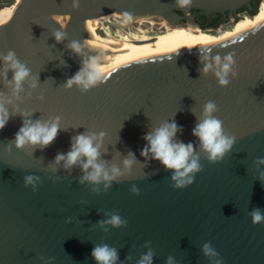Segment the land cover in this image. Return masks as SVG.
Returning <instances> with one entry per match:
<instances>
[{
	"label": "water",
	"instance_id": "95a60500",
	"mask_svg": "<svg viewBox=\"0 0 264 264\" xmlns=\"http://www.w3.org/2000/svg\"><path fill=\"white\" fill-rule=\"evenodd\" d=\"M252 1L191 0L180 7L176 0H78L74 7L73 0H17L0 28V52L14 51L33 76L39 74L40 83L32 89L30 81L25 82L22 100H16L4 86L0 64V92L13 101L6 105L9 112L18 109L30 114L26 119L49 123L60 116L61 130L50 146L33 154L16 149L14 143L8 149L22 126L20 115L0 130V264H49L50 257L51 264H96L91 252L101 243L117 248L124 264H136L148 241L155 253L153 264H166L169 256L173 264H215L216 258L202 253L206 242L223 264H264V222L253 225L248 215L253 208L264 213V183L259 180L264 165L254 164L257 157L264 158V21L223 40L124 64L84 95L75 86H61L81 67L67 47L71 41L82 43L91 56L106 55L81 40L83 35L69 27L73 21L125 12L132 18L189 22L201 29L178 12L231 13L235 24L240 20L236 12L250 11ZM57 12L65 15L60 24L53 18ZM55 30L67 33L63 43H56ZM199 52L210 58L234 53L238 77L221 87L211 73L202 76ZM7 75L11 80L12 72ZM40 95L43 102L37 99ZM209 100L216 102L214 115L224 130L236 136L233 149L218 163L207 160L192 135V111L199 116ZM173 116L183 128L176 139L195 143L202 165L194 182L183 189L172 187V173L159 161L144 166L140 155L146 144L143 136ZM85 131L106 133L101 151L109 166L122 167L131 150L140 161L132 176L114 182L107 192L102 184L97 186L99 194L91 191L94 185L79 183L78 166L68 173L61 162L55 173L59 179H54L49 162L57 153H67L71 138ZM27 175L40 178L35 192L25 187ZM133 185L139 195L130 191ZM112 212L126 219L127 226L97 224ZM68 218L71 223L65 222ZM127 255L132 259L125 260Z\"/></svg>",
	"mask_w": 264,
	"mask_h": 264
},
{
	"label": "clouds",
	"instance_id": "9594fccd",
	"mask_svg": "<svg viewBox=\"0 0 264 264\" xmlns=\"http://www.w3.org/2000/svg\"><path fill=\"white\" fill-rule=\"evenodd\" d=\"M176 2L180 7L191 4V0H176ZM73 6L78 7V0H73ZM52 36L57 44H61L67 39V33L62 30H55ZM67 47L81 58V67L61 85L64 89L70 90L75 86L81 95H84L89 90L105 82V68L101 66L98 57L88 55V58L84 59V45L75 40L71 41ZM199 53V63L202 66L198 71L202 76L211 73L221 87H227L230 80L238 77L234 53H228L223 57L216 55L212 58L205 53ZM0 64L3 66L4 86L11 88L14 99L22 100L20 93L24 91L25 82L30 81L29 87L32 89L38 87L40 83L39 74L33 76L31 70L17 58L14 51L8 50L7 54L0 52ZM64 66L67 67L66 63ZM10 71L12 72L11 80L8 79L7 75ZM47 79L54 80L52 77ZM37 99L43 102L45 98L40 95ZM12 102V99H8L3 92H0V130L6 127L11 118L17 115L22 117V126L15 133L14 140L10 141L8 149H11V145L14 143L16 149L30 151L33 154L37 148L43 150L50 146L61 130V117H53L51 123L40 119H26L25 117L30 114L19 112L18 109L9 112L6 105L12 104ZM217 111L218 106L212 100L203 105L199 116L192 111L193 115L196 116V124L192 129V135L199 141L200 152L206 155L210 163L221 162L226 154L233 149L236 142V136L227 133L224 130L223 122L214 115ZM64 130L66 131V129ZM178 132L182 133L183 128L176 123L174 116L171 120L162 122L158 127L151 128L143 136L146 144L140 155L144 157V166L151 160L159 161L165 170L172 173L170 177L172 187L183 189L194 182L196 174L202 171V165L200 163V152L196 151L195 143H184L177 140L176 135ZM105 136L104 131H85L72 137L69 151L67 153H57L55 158L48 164L49 170L54 174L53 178L59 179L58 176H55V173L59 171L61 162H63V169L68 173H71L72 169L78 166L81 172L79 183L84 184L87 182L94 185L91 191L99 194L97 186L102 184L104 191L107 192L114 182L131 177L133 166L140 161L129 150L127 156L122 159V167L117 163H112L109 166V162L103 160L104 153L101 151ZM254 164L264 165V158L257 157ZM259 180L264 183V173H261ZM39 183L40 178L38 176L27 175L24 177L25 187L31 186L34 192L37 190ZM130 191L135 195H139L140 190L133 185ZM106 215H109L110 218L98 221V225L107 224L111 225L112 228L127 226V220L121 218L118 213L112 212L110 214L106 213ZM248 215L251 217L253 225L264 222V213L260 208H253ZM65 222L71 223V218H68ZM104 231H108V229L105 228ZM150 245V241L145 243L144 247L147 251L140 256L136 264H153L155 253ZM201 250L205 257L216 258L215 264H223L222 259L218 258L219 253L211 246L210 242L204 243ZM91 257L96 264H124V261L119 258L118 249L106 243L95 244ZM53 259L49 258V264ZM131 259V255L125 257V260ZM173 261L174 257L169 256L166 264H173Z\"/></svg>",
	"mask_w": 264,
	"mask_h": 264
},
{
	"label": "bare ground",
	"instance_id": "6f19581e",
	"mask_svg": "<svg viewBox=\"0 0 264 264\" xmlns=\"http://www.w3.org/2000/svg\"><path fill=\"white\" fill-rule=\"evenodd\" d=\"M16 1L6 5L0 10V28L3 27L10 18L16 5ZM53 18L60 24L65 15L57 12ZM46 19V18H45ZM44 19V20H45ZM120 21L126 28L128 22L133 23L139 32H144V23L157 29L154 35H132L130 38H117L108 35L101 29V24L109 20ZM264 21V0L259 4L257 14L249 18L242 17L235 24H231L229 29L221 31H210L199 29L196 25L187 22L184 25H172L166 20L153 18H132L125 12H117L111 16L95 19L77 20L70 23L69 27L77 33H81V40L87 41L90 46L106 52V55L99 59L102 67L105 68L104 76L118 67L134 60L153 56L165 55L176 52L190 46L200 45L210 41H218L229 38L247 29H250ZM88 31L89 35L85 32ZM215 32V33H214ZM83 58L87 59L89 52L84 46ZM91 56V55H90ZM77 62L81 66V58L76 56Z\"/></svg>",
	"mask_w": 264,
	"mask_h": 264
},
{
	"label": "rangeland",
	"instance_id": "374dc122",
	"mask_svg": "<svg viewBox=\"0 0 264 264\" xmlns=\"http://www.w3.org/2000/svg\"><path fill=\"white\" fill-rule=\"evenodd\" d=\"M16 0H0V10L3 7H6V5H9L11 3H13ZM262 0H260L261 2ZM259 2V4H260ZM258 4V7H259ZM3 5V7H2ZM247 16V14H243L241 17H239V19H241L242 17ZM231 24H233V18H230L226 23L221 24L216 30H227L229 29V27L231 26ZM101 29L106 32L108 35L113 36V37H117V38H130L132 35H143L146 34L148 36H152L154 34L157 33V29L150 26L148 23H144V27L143 29L145 30L144 32H139L133 23L128 22V24L125 26L118 20H114L111 19L108 22H106L105 24H101ZM213 31V30H211ZM215 33V32H214Z\"/></svg>",
	"mask_w": 264,
	"mask_h": 264
},
{
	"label": "trees",
	"instance_id": "16d2710c",
	"mask_svg": "<svg viewBox=\"0 0 264 264\" xmlns=\"http://www.w3.org/2000/svg\"><path fill=\"white\" fill-rule=\"evenodd\" d=\"M260 0L256 1L255 4L251 2V6L253 7V10L247 11V15H254L256 9L258 8ZM191 12H194L197 14V17L195 19V23L202 29H212L216 30L221 24H222V17L220 14H209V15H204L201 14L198 10L191 9ZM178 14H181V12H178Z\"/></svg>",
	"mask_w": 264,
	"mask_h": 264
},
{
	"label": "flooded vegetation",
	"instance_id": "af4514ba",
	"mask_svg": "<svg viewBox=\"0 0 264 264\" xmlns=\"http://www.w3.org/2000/svg\"><path fill=\"white\" fill-rule=\"evenodd\" d=\"M258 0H253L252 3L253 5L255 4V2ZM251 4V3H250ZM253 10V7L251 6V10L250 12ZM247 9H240L236 12L237 17H241L243 14H247ZM181 17L183 18H191L193 22H195V19L197 17V14H195L194 12H191V9L188 10V12H181V14H179ZM222 24L226 23L230 18H233V15L231 13H226L225 16H222Z\"/></svg>",
	"mask_w": 264,
	"mask_h": 264
}]
</instances>
